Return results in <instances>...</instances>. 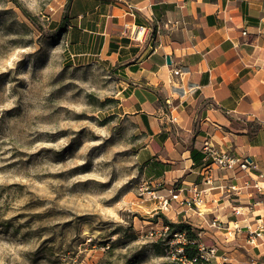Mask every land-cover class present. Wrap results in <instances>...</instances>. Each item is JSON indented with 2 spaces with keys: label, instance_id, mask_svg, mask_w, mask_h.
I'll use <instances>...</instances> for the list:
<instances>
[{
  "label": "rangeland",
  "instance_id": "374dc122",
  "mask_svg": "<svg viewBox=\"0 0 264 264\" xmlns=\"http://www.w3.org/2000/svg\"><path fill=\"white\" fill-rule=\"evenodd\" d=\"M69 2L0 0V264H179L149 191L181 183L151 182L128 79L72 55Z\"/></svg>",
  "mask_w": 264,
  "mask_h": 264
},
{
  "label": "crops",
  "instance_id": "0c3cea01",
  "mask_svg": "<svg viewBox=\"0 0 264 264\" xmlns=\"http://www.w3.org/2000/svg\"><path fill=\"white\" fill-rule=\"evenodd\" d=\"M68 14L65 34L72 55L110 58L117 76L128 79L119 92L124 112L149 135L139 156L151 182L173 175L177 186L195 182L205 189L203 215L170 200L181 213L178 221L217 247L212 264L262 262L263 241L251 245L244 232L228 236L224 227L208 223L253 221L260 211L253 205L258 194L245 182L255 171L212 167L209 186L203 176L211 159L202 146L209 140L264 172V0H70ZM177 66L182 72L172 75ZM231 184L238 190L227 189ZM233 206L243 214L235 215Z\"/></svg>",
  "mask_w": 264,
  "mask_h": 264
},
{
  "label": "built area",
  "instance_id": "2783aa9c",
  "mask_svg": "<svg viewBox=\"0 0 264 264\" xmlns=\"http://www.w3.org/2000/svg\"><path fill=\"white\" fill-rule=\"evenodd\" d=\"M244 33V32H243ZM182 72L181 67L177 66L171 70L172 75H180ZM202 150L205 154L211 159V167L207 168L206 175L203 177V181L206 184H211L212 178L210 174V168H218L223 170H234L237 167L244 166V169L249 167L251 171H255L254 176H250L249 180H246L245 186H249L255 190L258 194V197L253 202V205L258 206L259 213L254 215V219L251 222H247L245 217L244 225L241 226L238 220H233L228 222L225 226L220 225L219 220L216 218L209 221L210 226L216 228H223L228 236L233 235L237 231L245 233L246 243L251 245H256L257 240L260 239L264 242V172L259 170L257 165L253 163L249 158L238 155L230 149L220 150L215 148L209 140L205 141ZM210 187H207L209 189ZM227 189L231 191H237L238 188L236 185H228ZM188 193L187 197H182L183 193ZM149 199H155L158 202L159 208L166 209L170 206V200L178 201L179 204H186L189 207L193 208L200 214L203 215V212L200 211V207L205 203V189L199 188L198 184L195 182L183 183L181 186L177 187H168L167 193L162 194L158 193L156 190L149 191ZM248 208V207H247ZM232 211L235 215H242V208L239 206H233ZM169 225H164L163 233H168L169 237L167 243L170 246L171 257L174 260H179L182 264H191L193 261H196L198 258L206 262V264H212V259L218 256L216 246H208L204 242L200 241V231L197 230L198 236V247L197 254L192 260H187L184 256V244L188 241L186 233L184 231H171ZM223 260H226L225 257H222ZM252 264H264L262 262L257 263L255 260L251 262Z\"/></svg>",
  "mask_w": 264,
  "mask_h": 264
},
{
  "label": "trees",
  "instance_id": "16d2710c",
  "mask_svg": "<svg viewBox=\"0 0 264 264\" xmlns=\"http://www.w3.org/2000/svg\"><path fill=\"white\" fill-rule=\"evenodd\" d=\"M160 162L155 161L154 166L159 168ZM173 225L172 223H169ZM177 231H184L186 233L187 242L184 244V256L187 260H192L197 254V247H198V236L196 230L192 229L191 225L185 222H179ZM179 264H182L179 260H174ZM191 264H206L205 261L202 259H197L193 261Z\"/></svg>",
  "mask_w": 264,
  "mask_h": 264
},
{
  "label": "water",
  "instance_id": "95a60500",
  "mask_svg": "<svg viewBox=\"0 0 264 264\" xmlns=\"http://www.w3.org/2000/svg\"><path fill=\"white\" fill-rule=\"evenodd\" d=\"M166 62L169 64L170 63V58L169 56H166Z\"/></svg>",
  "mask_w": 264,
  "mask_h": 264
}]
</instances>
